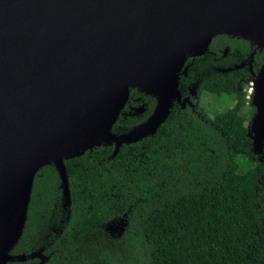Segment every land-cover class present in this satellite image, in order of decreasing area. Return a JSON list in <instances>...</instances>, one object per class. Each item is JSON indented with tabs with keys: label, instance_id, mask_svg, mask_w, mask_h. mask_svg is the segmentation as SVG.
<instances>
[{
	"label": "water",
	"instance_id": "1",
	"mask_svg": "<svg viewBox=\"0 0 264 264\" xmlns=\"http://www.w3.org/2000/svg\"><path fill=\"white\" fill-rule=\"evenodd\" d=\"M220 35L264 49V0H0V264L36 256L11 251L37 171L56 169L68 206L64 161L101 144L113 145L114 156L155 134L173 102L192 107L179 74ZM131 88L155 107L114 135ZM250 102L255 150L264 142V62Z\"/></svg>",
	"mask_w": 264,
	"mask_h": 264
},
{
	"label": "trees",
	"instance_id": "2",
	"mask_svg": "<svg viewBox=\"0 0 264 264\" xmlns=\"http://www.w3.org/2000/svg\"><path fill=\"white\" fill-rule=\"evenodd\" d=\"M221 39L229 37L210 50ZM204 58L187 69L192 93L226 96L234 107L210 117L207 107L173 102L152 136L114 156L113 145L101 144L64 161L68 206L56 169L40 168L11 251L36 256L7 264H264V142L256 153L241 113L253 77ZM154 107L151 96L129 89L111 133L132 130ZM238 158L248 163L244 172Z\"/></svg>",
	"mask_w": 264,
	"mask_h": 264
},
{
	"label": "flooded vegetation",
	"instance_id": "3",
	"mask_svg": "<svg viewBox=\"0 0 264 264\" xmlns=\"http://www.w3.org/2000/svg\"><path fill=\"white\" fill-rule=\"evenodd\" d=\"M220 36H215L212 38L208 46V51L205 54L199 57L187 58L182 68L184 69V72L182 70L181 73L179 74L178 90L180 92V95L182 96V99L188 98L190 102L192 101V104L196 109L201 108L198 106L201 98L199 99L198 96H195L192 93V90H191L192 85L188 84L186 81L187 79L186 72H187V69L190 66H193L195 63H205L206 60L204 56L207 55L210 57L208 63H231L233 65V68H242L244 69V74L250 77H253V79L256 77V74L260 66L264 62V59L262 62L260 61V58H261L260 56L263 55L264 57V49H261L257 45L250 44L249 42L242 40L240 38H237V37L227 36L229 37L228 40L221 39L224 42V44H220L216 46V48L214 49L215 51L210 50V45L212 41L214 40L215 42V40H217L218 37ZM227 68L222 69V71ZM179 82H181L180 85L182 87V91L180 89ZM201 97H203V95ZM247 98L251 99V96L249 97L247 96ZM186 106L191 107L187 102H186ZM248 106L251 108V114H250L251 116L250 121H251L252 117L254 116L255 109L252 107L251 102L249 103ZM138 108H139L138 106L128 107L129 109L128 114L129 115L135 114L136 113L135 111H137ZM257 149H256V153L260 151V147H257Z\"/></svg>",
	"mask_w": 264,
	"mask_h": 264
},
{
	"label": "rangeland",
	"instance_id": "4",
	"mask_svg": "<svg viewBox=\"0 0 264 264\" xmlns=\"http://www.w3.org/2000/svg\"><path fill=\"white\" fill-rule=\"evenodd\" d=\"M199 107H207V112L210 117L215 114L224 113L225 111L232 109L234 107V100L224 96L221 98L212 97L207 93L203 94L201 100L198 104ZM242 114L247 116L249 122V114H251V108L246 104L244 108L241 110ZM237 162L240 167V171L244 172L248 168V163L245 162L242 158H238Z\"/></svg>",
	"mask_w": 264,
	"mask_h": 264
},
{
	"label": "built area",
	"instance_id": "5",
	"mask_svg": "<svg viewBox=\"0 0 264 264\" xmlns=\"http://www.w3.org/2000/svg\"><path fill=\"white\" fill-rule=\"evenodd\" d=\"M246 95L251 96L253 93V81H250L245 89Z\"/></svg>",
	"mask_w": 264,
	"mask_h": 264
}]
</instances>
